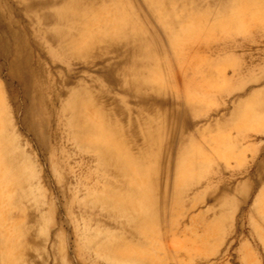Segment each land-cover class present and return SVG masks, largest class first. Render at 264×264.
I'll use <instances>...</instances> for the list:
<instances>
[{
  "label": "bare ground",
  "instance_id": "1",
  "mask_svg": "<svg viewBox=\"0 0 264 264\" xmlns=\"http://www.w3.org/2000/svg\"><path fill=\"white\" fill-rule=\"evenodd\" d=\"M260 134L264 0H0V264H165L183 217L205 250L247 153L264 247Z\"/></svg>",
  "mask_w": 264,
  "mask_h": 264
},
{
  "label": "rangeland",
  "instance_id": "2",
  "mask_svg": "<svg viewBox=\"0 0 264 264\" xmlns=\"http://www.w3.org/2000/svg\"><path fill=\"white\" fill-rule=\"evenodd\" d=\"M28 138L26 135L22 136L24 140H28ZM255 140L256 144H259L260 154H262L264 151V136L260 134ZM32 152L35 153L36 150H32ZM38 154L39 161L45 164V154ZM245 157L246 162L244 164L240 163L239 158L231 162V171L234 173L232 183L239 187V191L233 194L238 208L229 227L230 229L227 228L225 237L211 243L205 250H201L198 241H194L193 238L190 239L189 235L184 233L183 229H185L188 218L183 217L177 230L174 231L175 234L168 236L170 229L163 233L166 234L165 238L161 239L165 264H244V257L248 259L251 257L256 258L260 264H264V247L259 240L260 235L253 231L247 219L249 216L247 212L254 203L257 192L255 191L250 195L248 204H244L240 191L241 186L247 182V177L255 174V167L250 163L251 154L247 153ZM224 164L220 165L221 171L224 170ZM212 173L219 175V171ZM212 196L213 194L210 197ZM207 202L203 206L205 210L209 206Z\"/></svg>",
  "mask_w": 264,
  "mask_h": 264
}]
</instances>
